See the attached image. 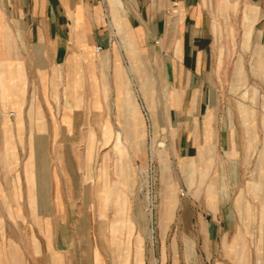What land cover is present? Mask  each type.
I'll return each instance as SVG.
<instances>
[{"label":"crops","instance_id":"1","mask_svg":"<svg viewBox=\"0 0 264 264\" xmlns=\"http://www.w3.org/2000/svg\"><path fill=\"white\" fill-rule=\"evenodd\" d=\"M235 9L242 10L239 31ZM235 38L241 50L234 89L246 85L250 52L264 85V0H0V195L10 187L2 152L25 151V137L38 151L42 137L82 135L94 118L100 123L92 135H113L103 125L111 107L121 121L117 137H131V146L144 135L181 137L175 156L187 187L213 203L216 183L202 171L194 182L193 167H210L216 155L213 71L221 73L236 54ZM240 114L252 119L251 111ZM166 152L154 153L156 163ZM260 159L255 196L264 191V150ZM11 168L12 195H25L20 163ZM169 186L164 195L174 205L177 188ZM39 191L37 185L34 195Z\"/></svg>","mask_w":264,"mask_h":264},{"label":"rangeland","instance_id":"2","mask_svg":"<svg viewBox=\"0 0 264 264\" xmlns=\"http://www.w3.org/2000/svg\"><path fill=\"white\" fill-rule=\"evenodd\" d=\"M241 11L231 15L236 31ZM231 41L236 54L221 73L213 71L216 155L208 168L192 164L194 182L202 171L216 183L213 203L187 187L175 156L181 137L144 135L131 146V137H117L121 121L107 107L103 125L113 135H92L100 123L94 118L82 135L42 137L38 151L25 137V151L2 152L10 172L5 186L12 187L18 161L25 195H12L10 187L0 195V264H264V185L261 195L251 191L264 150V85L250 52L246 85L234 89L241 49L239 38ZM241 111L252 119L242 120ZM162 150L168 157L156 163ZM171 183L174 205L164 195Z\"/></svg>","mask_w":264,"mask_h":264},{"label":"built area","instance_id":"3","mask_svg":"<svg viewBox=\"0 0 264 264\" xmlns=\"http://www.w3.org/2000/svg\"><path fill=\"white\" fill-rule=\"evenodd\" d=\"M100 50H101V48H100V47H97V48H96V51H100Z\"/></svg>","mask_w":264,"mask_h":264}]
</instances>
